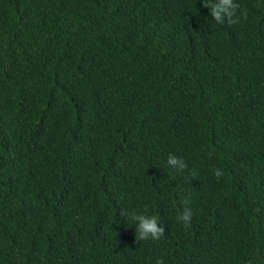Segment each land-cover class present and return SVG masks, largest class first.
I'll return each instance as SVG.
<instances>
[{
  "label": "trees",
  "instance_id": "1",
  "mask_svg": "<svg viewBox=\"0 0 264 264\" xmlns=\"http://www.w3.org/2000/svg\"><path fill=\"white\" fill-rule=\"evenodd\" d=\"M212 2L0 0V264H264V0Z\"/></svg>",
  "mask_w": 264,
  "mask_h": 264
},
{
  "label": "clouds",
  "instance_id": "2",
  "mask_svg": "<svg viewBox=\"0 0 264 264\" xmlns=\"http://www.w3.org/2000/svg\"><path fill=\"white\" fill-rule=\"evenodd\" d=\"M204 7L209 9V15L218 24L227 23L232 25L237 21L233 19L236 15V10L239 5L234 3V0H214V2L205 5ZM241 16L246 19V13H241ZM167 165L177 171H185L188 165L182 158H178L169 155L167 159ZM222 173L219 170L215 171V175L219 177ZM183 203L187 204V201ZM121 217H126L136 222V233L135 237L137 241L147 240H159L164 236V228L158 223L156 216H146L143 214H129L126 211L120 212ZM192 211L190 208L185 207L183 213L178 217L185 226H188L191 222ZM156 264H163L162 260H157Z\"/></svg>",
  "mask_w": 264,
  "mask_h": 264
}]
</instances>
